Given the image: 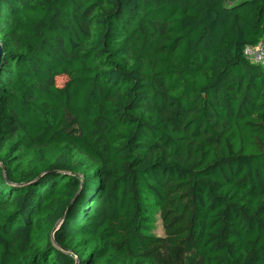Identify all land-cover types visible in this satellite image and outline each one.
<instances>
[{"label":"trees","instance_id":"obj_1","mask_svg":"<svg viewBox=\"0 0 264 264\" xmlns=\"http://www.w3.org/2000/svg\"><path fill=\"white\" fill-rule=\"evenodd\" d=\"M263 39L264 0H0V264H264Z\"/></svg>","mask_w":264,"mask_h":264},{"label":"built area","instance_id":"obj_2","mask_svg":"<svg viewBox=\"0 0 264 264\" xmlns=\"http://www.w3.org/2000/svg\"><path fill=\"white\" fill-rule=\"evenodd\" d=\"M244 55L246 59L260 64L264 68V39L259 41L255 46L245 47Z\"/></svg>","mask_w":264,"mask_h":264},{"label":"rangeland","instance_id":"obj_3","mask_svg":"<svg viewBox=\"0 0 264 264\" xmlns=\"http://www.w3.org/2000/svg\"><path fill=\"white\" fill-rule=\"evenodd\" d=\"M58 82H61V80L59 79ZM157 226H158V227H157L155 233H156L157 235H161V234H162V230H161L160 223H158Z\"/></svg>","mask_w":264,"mask_h":264}]
</instances>
